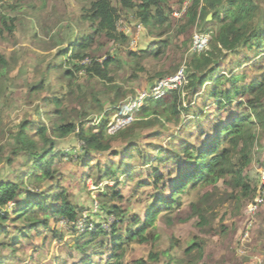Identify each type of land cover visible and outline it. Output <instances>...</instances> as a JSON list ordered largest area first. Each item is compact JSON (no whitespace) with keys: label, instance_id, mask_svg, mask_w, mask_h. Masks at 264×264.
<instances>
[{"label":"trees","instance_id":"obj_1","mask_svg":"<svg viewBox=\"0 0 264 264\" xmlns=\"http://www.w3.org/2000/svg\"><path fill=\"white\" fill-rule=\"evenodd\" d=\"M25 1L0 0V4L4 7L7 3L10 11L14 12L22 9L26 5ZM81 1L89 3V7L84 8L85 13L81 19L89 26L91 32L81 33L75 40L70 39L67 49L57 55L66 58L59 68L62 69L68 85L65 90L62 89L63 92L44 98L47 112H54L58 123H54L50 131L41 121L39 128L33 132L31 126L37 124V120L21 121L14 134L15 147L7 149L9 155L1 158L13 168L14 174L12 173L10 180L0 181V237H9L5 243L0 241V251L9 249L15 255L18 253L17 246H23L24 249L26 243H34L41 237L46 245L52 235V219L62 217L72 224L82 216L81 207L68 200L67 190L62 185L61 170L54 168L56 160L65 163V152L59 150V142L73 135L76 141L83 143L78 153L79 162L83 163L86 173L89 172L88 176L83 173L81 179L87 183L95 175L93 173L97 172L95 185H102L99 196L101 209L94 215L97 219L92 220L93 218L89 217L87 223L92 224H86L85 232L75 237L74 248L82 255V259H78L74 264H101L96 262L94 257L96 254L103 256L104 251L110 254V259L105 264H127L125 244L130 242L150 246L149 257L157 262L161 256L152 251L160 241L159 234L155 231L156 220L165 211L173 213L181 210L182 198L191 189L211 186L213 193L219 191V183L223 184L226 189L224 194L236 201V211H239L242 202L254 200L260 194L258 187L251 183L250 174L247 172L254 162L264 167V65L254 64L260 76L248 83L246 77L249 70L234 73L232 58H239L240 54H244L245 58L241 64L243 66L250 62V52L264 53V0H192L186 14L187 23L181 25L176 35L183 34L190 26L207 23L210 15L213 22L221 24V28L219 34L210 40L207 50L192 53L187 62L174 61L175 71L181 67L185 69L183 85L177 91H169L163 99L149 98L147 105L141 109L140 115L143 118L153 114L152 119L143 121V124L154 130L147 135L148 138L160 140L167 133L174 135L170 145L166 147H170V150L162 147L155 158V164L149 154L143 152L140 139L135 138L128 146L123 145L124 141L136 136L134 130L120 132L117 136L108 134V112L102 105L98 90L95 93L90 92L79 74L85 73L82 79L87 83L96 80L104 83L106 89L113 91L111 103H118L117 101L125 96L123 87L113 84L115 77L111 74V67L118 63V59L115 55L108 54L104 62H99L101 57L97 55V48L103 46L100 39L105 37L113 43L128 41V37L120 33L117 26L122 18H129L130 13L138 23L147 28L150 36H154L158 30L171 28V16L174 11L170 4L172 0H116L117 5L113 0ZM177 3H183V0H177ZM8 13L0 12V36H3L4 29L9 32L14 30L13 23L17 18L10 17ZM168 44L164 42L162 50H166ZM152 52L155 56L161 55L160 49ZM129 55L137 57L138 53L130 52ZM0 62L4 69L7 62L2 55ZM51 65L47 66L42 81L30 88L31 95L40 94L47 89L53 90L52 86L45 87L55 70ZM223 71L227 73L223 74ZM169 74L160 72L156 74V78L162 80ZM2 75L3 71L0 70V76ZM223 79L225 83L222 82ZM207 83H217L222 87L205 86ZM71 95L75 96L77 101L78 97L87 99L91 96L96 106H91L90 109L104 113L101 124L95 125L98 119L96 115H90L88 108L83 111L84 120L66 123V100ZM205 98L207 101L213 99L212 104L221 113V118L206 134H201L204 141L197 145L189 140L187 134L186 139L177 135L178 128L187 130L186 124L190 126L194 120L203 116L201 114L208 108V103L202 104ZM201 104V111L197 112L196 109ZM68 108L67 110L72 109ZM36 112L40 114L41 108ZM122 112L121 110L120 113ZM47 115L48 118L51 116ZM89 123L90 126L86 128ZM208 125L210 126L209 121ZM145 146L150 150L156 145L150 142ZM116 147L121 149L116 150ZM127 152L128 155H125ZM3 154L4 147L0 149V155ZM23 155H27L25 159L30 163V168L21 176L17 175V169ZM137 157L145 161L146 166L152 164L148 172L149 182L138 183L139 187L153 188L149 195L154 201L145 208L144 217L130 216L123 196V188L134 181L130 171L132 166L127 162H132ZM59 174L60 177L57 178ZM30 176H34L35 183L40 185L55 179L57 184L44 194L33 195L27 189V179ZM229 189L232 190L231 193H228ZM166 192H169V195H165ZM23 193L30 194V197L27 195L22 199ZM212 193L204 194L205 198L209 199ZM11 205L14 208H11ZM192 207L194 208V205ZM196 210L199 211L197 226L204 229L209 223L208 218L204 215V210ZM110 217H113L115 222L108 232L103 225ZM168 223L172 224L170 220ZM13 226L14 236L11 232ZM75 226L76 224L71 228L76 235ZM54 234L55 238L59 237L61 240L65 237L56 229ZM195 249H198L197 257L200 260L202 248L198 243L187 249L186 254L191 255ZM167 252L164 253L165 256ZM62 259L58 264L69 263V256ZM3 262L6 264V257L0 254V263ZM166 264H172L170 256ZM187 264L197 262L194 260Z\"/></svg>","mask_w":264,"mask_h":264},{"label":"rangeland","instance_id":"obj_2","mask_svg":"<svg viewBox=\"0 0 264 264\" xmlns=\"http://www.w3.org/2000/svg\"><path fill=\"white\" fill-rule=\"evenodd\" d=\"M94 1V0H92ZM114 4L118 2L113 0ZM192 0H183V3H177V0H172L171 5L174 8L171 18V28H164L155 32L154 36L148 34L147 28L134 19L133 14H129V18H122L117 26L120 33L128 37V41L113 43L105 37L100 39L103 44L101 48H97L99 62L102 63L107 55H115L118 63L111 68V74L115 77L113 84H119L123 87L125 96H122L118 103L112 104L113 91L106 89V85L99 80L93 83H87L82 79L84 72L79 75L81 81L86 83L90 92L95 93L98 90L99 98L102 100L105 111L108 112V134L117 136L118 133L128 130H134L136 136L129 138L123 142L124 146H128L130 141L135 138L140 139L143 146V152L148 153L155 164V158L162 147L170 150V145L174 135L167 133L162 139L148 138L147 135L153 132V128H149L143 124V121L153 118L150 113L143 118L141 113L142 107L134 109L135 103L145 92H149L160 81L156 78V74L160 72H169L167 79L174 76V61L187 62L193 52V37L199 33L208 35V39L212 40L214 35H218L221 24L212 21V17L207 23L188 27L183 34L176 35L177 30L181 25L187 23V11ZM26 5L17 11H10L6 3L2 7L0 4V12H9L10 17L17 18L13 23L14 30L9 32L4 29L3 36H0V55L7 62L4 69L0 62V70L3 75L0 76V149L4 147V154L0 155V181L11 179L14 172L13 168L6 164L3 156H8L7 149L15 147L14 134L17 131V125L21 121L37 120V124H33V132H35L43 121L45 125L52 130L54 123H58L57 116L54 112H47L44 98L51 94L56 95L58 92L65 90L68 81L64 78L62 69L59 68L62 61L66 60L63 57H57L60 51L67 49L69 40H75L81 33L91 32L89 26L81 19L85 13L84 8L89 7V3H84L81 0H26ZM185 4L187 6H185ZM186 8V12L183 9ZM174 12L178 15L175 16ZM182 12V13H181ZM0 27H2L0 17ZM164 42H168L166 50H162ZM209 48V46H208ZM207 48V49H208ZM160 49L161 55L155 56L152 54L154 50ZM144 51V52H143ZM130 52L138 53L137 57H131ZM250 54V62L241 66L245 55L240 54L237 58L233 57L232 69L234 73H241L242 70L248 69L249 74L246 77V82L260 76V72L254 68V64L264 65V53L256 54L252 51ZM89 62V61H88ZM126 62V63H125ZM55 67L54 73H51L49 82H46L45 87L52 86L53 90H45L40 94H30V88L37 86L44 77V72L48 65ZM58 67V68H57ZM5 71V72H4ZM226 74L227 71H223ZM221 76V75H220ZM165 78V79H166ZM159 80V81H158ZM225 83V79L222 80ZM222 87L217 83H207L205 86ZM106 89V90H105ZM63 92V91H62ZM123 93V94H124ZM167 96V95H166ZM165 96V97H166ZM202 98V96H200ZM207 97V96H206ZM147 98L144 101V106L148 103ZM163 98H158L160 100ZM203 99V98H202ZM155 100V99H154ZM65 106V122L82 121L85 119L83 114L84 109L95 107L96 103L92 102L91 96L87 99L71 95L68 98ZM208 103V104H206ZM213 99L205 98L202 104L208 105L203 116L194 120L190 126L185 125L187 130L178 128V134L184 139L189 137L194 144L201 145L204 136L208 129L218 123L221 118V113L217 107L212 104ZM201 105L197 107V112L201 111ZM44 106V107H43ZM72 108L71 110H67ZM41 108V113L36 112ZM75 108V109H74ZM123 111L122 114L120 111ZM49 116L48 118V115ZM96 115L97 121L95 125H100L104 117V113L99 110L90 109V115ZM103 115V116H102ZM98 116L101 118L99 119ZM223 116H225L223 114ZM131 123L120 131H114V125L118 119H129ZM210 122V126L208 125ZM90 123L86 125V128ZM188 132V133H187ZM187 134V136H186ZM153 143L156 146L153 149H147V143ZM181 144V142H179ZM178 144V145H179ZM82 142L76 141L75 137L69 136L67 139L59 142V150L65 152V163L55 162V169L61 170L62 185L67 190V197L72 204L81 207L82 216L76 223H68L65 218L52 219V235L51 239L46 243L43 242V237L36 240L34 243H26V248L17 246L18 253L13 255L11 250L5 249L0 251V254L5 255L6 264H58L62 262V257L69 256V263L74 264L78 259H82L75 250V237L82 232H85L87 219L92 217V220L97 219L101 202L99 200L101 186L95 185V179L98 178V173L90 178L87 183L83 182L81 175L86 173L83 169V163L79 162L78 153L81 150ZM121 149V147H116ZM127 152L125 155H128ZM23 155L20 158L21 164L17 169V175L24 176L30 168V163L26 161ZM132 166L130 170L133 173L134 181L126 188H123V196L125 206L128 207L130 216L144 217L145 208L151 204L153 192L152 187H139L140 181L149 182L148 172L152 164L145 165V161L136 158L132 162H127ZM264 167H260L257 162H254L248 172L251 177V183L258 187L260 193L261 180L260 173ZM13 173V174H12ZM89 172L86 173V176ZM85 176V178H86ZM60 177L57 176V178ZM84 177V176H83ZM15 181V179L13 180ZM27 189L33 195L44 194L51 187L56 186L57 180H48L44 183H35L34 176L27 179ZM214 189L209 187L199 186L191 189L188 194L183 196V206L179 211L169 213L167 211L159 215L156 220V233L159 234L160 241L156 244L153 253H159L161 258L154 262L150 259V246H142L137 242L125 244V259L127 264H166L167 258L170 256L172 264H187L190 261L197 264H264V204L258 208L254 214L251 213V208L254 200L244 201L241 203L239 211L235 210L236 201L229 198L225 192V186L219 183V191L213 192ZM160 192V190H158ZM231 189L228 193H231ZM212 193L209 199H206L204 194ZM21 196L23 199L25 194ZM165 195H169L166 192ZM194 205V208L192 207ZM11 208H14L11 205ZM204 210V215L208 218L206 228H199V211ZM250 212V213H249ZM171 223H168V221ZM115 222L113 217L104 223L103 227L106 231H110V226ZM76 224V235L73 233L74 225ZM65 235L64 239L55 238L54 230ZM91 229V228H90ZM14 226L11 229L14 236ZM48 233V231H46ZM124 233V231H123ZM12 237V236H11ZM53 238V239H52ZM6 237L1 236L0 241H8ZM198 243L202 248L201 259H198V249H195L191 255L186 254V250ZM168 251V252H167ZM167 252L165 256L164 253ZM72 255V256H71ZM110 259V254L104 251L103 256L96 254L94 260L101 264H105ZM183 262H179V261ZM0 264H5L0 263Z\"/></svg>","mask_w":264,"mask_h":264},{"label":"built area","instance_id":"obj_3","mask_svg":"<svg viewBox=\"0 0 264 264\" xmlns=\"http://www.w3.org/2000/svg\"><path fill=\"white\" fill-rule=\"evenodd\" d=\"M185 6H187L185 4ZM186 12V8L184 7L182 12ZM181 12V13H182ZM184 12V13H185ZM174 15L177 16L178 13L174 12ZM193 52L200 53L205 50H207L210 40L208 39V35H205L204 33H199L193 37ZM88 62V61H87ZM185 80V69H181L177 72L174 76L170 78L163 79L160 81L157 85H155L152 89H150L149 92H145L141 95V97L138 99V101L135 103L134 109H137L139 107H144V101L147 98H164L169 91H177L184 83ZM131 123L130 118L129 119H118V122L114 125V131H120L124 129L127 125ZM259 179L261 180L260 187V194L257 196V198L254 200L251 208V213L254 214L260 206L264 204V170L260 173ZM92 229V228H91Z\"/></svg>","mask_w":264,"mask_h":264},{"label":"water","instance_id":"obj_4","mask_svg":"<svg viewBox=\"0 0 264 264\" xmlns=\"http://www.w3.org/2000/svg\"><path fill=\"white\" fill-rule=\"evenodd\" d=\"M212 16L210 15L209 17H208V19H210Z\"/></svg>","mask_w":264,"mask_h":264}]
</instances>
